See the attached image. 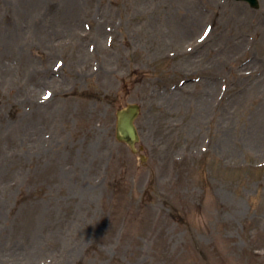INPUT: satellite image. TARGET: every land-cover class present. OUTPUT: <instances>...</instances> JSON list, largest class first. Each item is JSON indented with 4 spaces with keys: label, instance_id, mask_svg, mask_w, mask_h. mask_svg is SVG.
I'll return each mask as SVG.
<instances>
[{
    "label": "rangeland",
    "instance_id": "obj_1",
    "mask_svg": "<svg viewBox=\"0 0 264 264\" xmlns=\"http://www.w3.org/2000/svg\"><path fill=\"white\" fill-rule=\"evenodd\" d=\"M18 2L0 264H264V0ZM128 103L139 153L115 137Z\"/></svg>",
    "mask_w": 264,
    "mask_h": 264
},
{
    "label": "water",
    "instance_id": "obj_2",
    "mask_svg": "<svg viewBox=\"0 0 264 264\" xmlns=\"http://www.w3.org/2000/svg\"><path fill=\"white\" fill-rule=\"evenodd\" d=\"M137 113V107L129 106L117 114L118 124H117V138L119 140H125L130 145L137 140V133L133 125V118Z\"/></svg>",
    "mask_w": 264,
    "mask_h": 264
},
{
    "label": "bare ground",
    "instance_id": "obj_3",
    "mask_svg": "<svg viewBox=\"0 0 264 264\" xmlns=\"http://www.w3.org/2000/svg\"><path fill=\"white\" fill-rule=\"evenodd\" d=\"M32 0H22V2H18V4H16L15 6H18V11H20L21 9V12H23L24 10L25 11H30L32 10Z\"/></svg>",
    "mask_w": 264,
    "mask_h": 264
},
{
    "label": "snow or ice",
    "instance_id": "obj_4",
    "mask_svg": "<svg viewBox=\"0 0 264 264\" xmlns=\"http://www.w3.org/2000/svg\"><path fill=\"white\" fill-rule=\"evenodd\" d=\"M207 34V33H206Z\"/></svg>",
    "mask_w": 264,
    "mask_h": 264
}]
</instances>
